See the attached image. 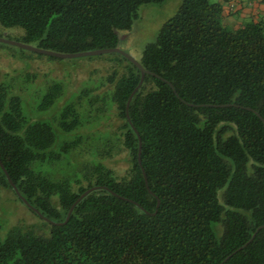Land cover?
Wrapping results in <instances>:
<instances>
[{"label":"trees","instance_id":"obj_1","mask_svg":"<svg viewBox=\"0 0 264 264\" xmlns=\"http://www.w3.org/2000/svg\"><path fill=\"white\" fill-rule=\"evenodd\" d=\"M161 1L0 0V26L13 28L7 38L56 52L115 47L139 5ZM221 16L217 2L182 0L137 60L163 80L143 76L128 120L139 71L116 52L87 106L59 111L56 126L78 132L60 151L121 154L122 174L101 161L78 168L80 178L44 170L61 157L50 149L53 128L27 122L19 98L9 97L0 113V163L25 200L58 224L13 227L0 241V264H219L264 225V127L252 111L264 122V18L228 28ZM56 89H47L41 107L58 98ZM92 121L107 132L94 149L83 136ZM0 184L18 198L1 168ZM91 186L99 187L75 202ZM218 220L216 239L210 223ZM221 264H264V227Z\"/></svg>","mask_w":264,"mask_h":264},{"label":"rangeland","instance_id":"obj_2","mask_svg":"<svg viewBox=\"0 0 264 264\" xmlns=\"http://www.w3.org/2000/svg\"><path fill=\"white\" fill-rule=\"evenodd\" d=\"M209 1L220 4L222 13L220 24L225 27L233 28L251 19L247 15L241 18L233 13L238 5L237 0ZM181 2L182 0H162L139 5L137 16L130 28L117 31V47L138 60L145 44L155 39L161 25L175 14ZM231 4L234 5L232 9ZM12 31L13 28L0 26L2 37H13ZM114 56L113 53H103L59 58L0 42V113L8 110L9 97L17 96L21 114L27 122L43 121L51 125L54 141L50 149L59 151L61 157L46 162L42 167L49 170L52 175L73 174L74 177L80 178L76 170L86 163L97 161L113 168L118 175L124 172L126 162L121 154L113 158H96L93 153L83 154L78 151L79 156L75 157L72 150L67 153L60 151V146L71 140L78 132L61 131L55 124V119L64 105L77 102L81 108L86 107L88 100L99 93L102 84L107 82L106 77L111 70ZM53 85L59 88L54 91L59 94L58 98L49 106L41 107L42 97ZM97 127V122H90L86 125L87 133L83 134L89 139L91 149L107 135L105 129ZM223 189L224 186H221L216 190L219 203H222ZM234 210L245 215L249 213L244 209ZM15 226L31 227L39 231H44L48 227L43 219L16 198L9 188L0 184V241H3ZM210 226L215 238L219 239L222 234L221 221H212Z\"/></svg>","mask_w":264,"mask_h":264},{"label":"water","instance_id":"obj_3","mask_svg":"<svg viewBox=\"0 0 264 264\" xmlns=\"http://www.w3.org/2000/svg\"><path fill=\"white\" fill-rule=\"evenodd\" d=\"M0 42L2 43H6V44H10V45H14V46H17V47H20V48H24V49H28V50H31V51H34V52H37V53H41V54H46V55H50V56H54V57H59V58H64V57H80V56H87V55H98V54H103V53H111V52H116V53H119L121 54L122 56H124L128 61H130L139 71V79H138V82L136 84V86L133 88V90L130 92V94L128 95L127 97V100H126V103H125V114H126V119L128 120V117H127V106H128V103H129V100L132 96V94L136 91V89L138 88V86L141 84L142 82V79H143V76L145 74H149V75H152L156 78H159V79H162L159 75L153 73V72H150L146 69H144L140 63L135 60L134 58H132L128 53L120 50L118 47H117V44L115 47H105V48H97V49H92V50H85V51H77V52H69V53H63V52H56V51H52V50H48V49H43V48H39L35 45H32V44H29V43H24V42H21V41H18V40H14V39H9V38H6V37H2L0 36ZM163 80V79H162ZM165 81V80H164ZM172 89L173 93L176 95L174 89L172 88L171 84L167 81H165ZM177 96V95H176ZM184 102V101H182ZM185 103V102H184ZM189 106H205V105H208V106H217V107H223V106H227V105H234V104H192V103H185ZM246 109H249V110H252L250 108H246ZM256 116L261 120L262 122V125L264 127V122L261 118V116L254 110H252ZM131 128L134 130V132L136 133L135 129L131 126ZM137 134V133H136ZM137 140H138V148H137V160L139 162V159H138V156H139V150H140V142H139V137L137 136ZM0 168L3 170L4 174H5V177H6V180H7V183L10 185V187L12 188V190L14 191V193L16 194V196L22 201V203L27 206L28 208H30L31 210H33L36 214H38L42 219H44L46 222L50 223V224H58V222H55V221H52L46 217H44L42 214H40V212L34 208L32 205H30L26 200L25 198L18 192L17 188L15 187V185L12 183V181L9 179V177L7 176V173L5 172V170L3 169V166L2 164L0 163ZM142 176H143V180H144V183L146 185V179H145V175L144 173L142 172ZM96 187H99V186H91L89 188H87L86 190H84L79 196L78 198L75 200L78 201L82 196H84L86 193H88L89 191L93 190L94 188ZM148 190V189H147ZM148 192H150L148 190ZM115 195V193H113ZM119 198L121 199H124V200H127V201H130V202H133L132 200L130 199H127V198H124V197H121V196H118ZM74 202V203H75ZM73 203V204H74ZM73 204L70 206V208L68 209L67 211V214H66V217L64 219V222H66L67 218H68V215L71 211V208L73 206ZM158 205V199H156V205H155V208L157 207ZM264 227V225H259L257 226L254 231L252 232V234L250 235V237L246 240V242H244L242 245H240L239 247H237L236 249H234L233 251H231L228 255H226L220 262L219 264L223 263L227 258H229L232 254H234L236 251L240 250L242 247H244L247 243H249L251 241V239L253 238V236L255 235V233L257 232L258 229Z\"/></svg>","mask_w":264,"mask_h":264},{"label":"crops","instance_id":"obj_4","mask_svg":"<svg viewBox=\"0 0 264 264\" xmlns=\"http://www.w3.org/2000/svg\"><path fill=\"white\" fill-rule=\"evenodd\" d=\"M237 3V8L235 7L233 13L239 17L242 18L247 15L251 19H257L263 16L264 4L260 0H237Z\"/></svg>","mask_w":264,"mask_h":264},{"label":"built area","instance_id":"obj_5","mask_svg":"<svg viewBox=\"0 0 264 264\" xmlns=\"http://www.w3.org/2000/svg\"><path fill=\"white\" fill-rule=\"evenodd\" d=\"M233 7H234V5H233V4H231L230 8L232 9Z\"/></svg>","mask_w":264,"mask_h":264}]
</instances>
